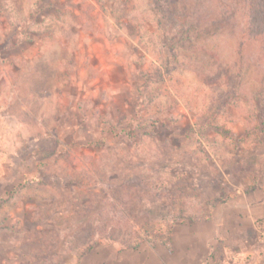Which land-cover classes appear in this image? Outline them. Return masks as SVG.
Instances as JSON below:
<instances>
[{
    "label": "rangeland",
    "instance_id": "obj_1",
    "mask_svg": "<svg viewBox=\"0 0 264 264\" xmlns=\"http://www.w3.org/2000/svg\"><path fill=\"white\" fill-rule=\"evenodd\" d=\"M252 3L0 0V264H264Z\"/></svg>",
    "mask_w": 264,
    "mask_h": 264
},
{
    "label": "trees",
    "instance_id": "obj_2",
    "mask_svg": "<svg viewBox=\"0 0 264 264\" xmlns=\"http://www.w3.org/2000/svg\"><path fill=\"white\" fill-rule=\"evenodd\" d=\"M264 0H254V3L250 6V29L263 30L264 27L261 23L264 21ZM211 123H208L203 131L210 126Z\"/></svg>",
    "mask_w": 264,
    "mask_h": 264
},
{
    "label": "crops",
    "instance_id": "obj_3",
    "mask_svg": "<svg viewBox=\"0 0 264 264\" xmlns=\"http://www.w3.org/2000/svg\"><path fill=\"white\" fill-rule=\"evenodd\" d=\"M263 207H264V203H262V207H261L262 212H263ZM256 209H259V208H256ZM261 216H264V213H261Z\"/></svg>",
    "mask_w": 264,
    "mask_h": 264
}]
</instances>
